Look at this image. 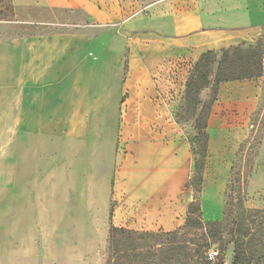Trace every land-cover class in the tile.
I'll return each mask as SVG.
<instances>
[{
  "label": "crops",
  "instance_id": "0c3cea01",
  "mask_svg": "<svg viewBox=\"0 0 264 264\" xmlns=\"http://www.w3.org/2000/svg\"><path fill=\"white\" fill-rule=\"evenodd\" d=\"M11 3L26 24L64 29L0 34V259L16 260L36 237L51 241L57 214L108 212L116 228L182 226L195 155L168 125L170 59L249 43L264 0ZM247 81L228 82L249 96L233 103L244 112L255 104ZM25 213L48 214V232L29 234Z\"/></svg>",
  "mask_w": 264,
  "mask_h": 264
},
{
  "label": "rangeland",
  "instance_id": "374dc122",
  "mask_svg": "<svg viewBox=\"0 0 264 264\" xmlns=\"http://www.w3.org/2000/svg\"><path fill=\"white\" fill-rule=\"evenodd\" d=\"M27 17V14H20L16 10L11 0H0L1 35L64 29L60 26L26 24L20 20ZM256 44H259L263 69L261 76L247 81L255 90L251 94L255 100L252 110L240 111L233 104L249 97L241 94L244 87H230L228 82L219 84L208 115V137L195 129L194 120L200 112V104L196 101L210 97L212 84H209V92L201 90L196 97L193 93H185L186 80L196 61L191 62L185 56L171 58L162 86L163 92L168 94V125L182 129L192 143L196 160L201 166L200 183L197 184L195 172L190 183L198 190L195 191V196L198 197L202 220H221L225 203L231 199L232 204L228 206V226L224 227L223 234L234 230L229 221L238 213V194L235 187L226 189L232 166H236L237 171L233 182L238 177L242 180L243 205L261 211L259 220L262 226L260 223V226H254L249 219L246 220L244 230L250 232L251 236L245 252L240 256L239 264H264V24L257 37L249 43H242L244 47ZM245 82L246 79L238 81L239 84ZM231 92L235 94L233 99L228 96ZM204 144L206 152L202 158L201 147ZM77 182L75 186L79 187V181ZM19 217L23 225H29V234L32 236L38 234V228L41 227H45L48 232V214L40 215L38 221L37 216L27 213ZM56 220L51 241L36 237L33 245L28 242L23 245L16 260L0 259V264H198L200 253L204 250V256L209 258L212 252H216L214 257L224 252L223 259L216 264H233L234 260L233 244L224 249L225 243H211V234H202L194 226L175 232L123 227H119L123 230L112 232L108 212L103 215L57 214ZM205 229L210 228L207 226ZM214 231L216 232L211 230L213 238L217 236ZM16 232L14 231V235ZM26 234L23 231L22 237Z\"/></svg>",
  "mask_w": 264,
  "mask_h": 264
},
{
  "label": "trees",
  "instance_id": "16d2710c",
  "mask_svg": "<svg viewBox=\"0 0 264 264\" xmlns=\"http://www.w3.org/2000/svg\"><path fill=\"white\" fill-rule=\"evenodd\" d=\"M262 69L263 66L261 61L259 44L247 47H244L242 44H238L221 49L219 51L209 50L201 53L199 58L194 63L186 80L185 93L186 95H191L193 93V95L196 97L198 96L201 90L209 92L210 83L212 84L213 90L212 92L210 90L211 94L208 99H204L202 101L197 99L196 101L200 104V112L194 120L195 129L200 134L203 133L204 136L208 137V115L210 107L215 101L219 84L230 81H239L259 77L261 76ZM205 152L206 144L201 147L202 158L205 157ZM194 155V172L197 173V184H199L201 181V166L198 165L195 151ZM235 169L236 166H232L231 176L226 187V189L229 190L232 187H235V189H237L238 194L236 200L238 213L237 215L233 216L232 221H229V224L234 226V230L229 234L227 232L226 235L223 234L225 231L224 227L228 226V206L232 204V200L230 199L229 202L227 201L225 203L221 220L204 222L201 218L198 197L195 196V191L198 192V190L195 189L194 186L190 183L194 193V197L193 201L188 206L185 223L172 232L184 231L187 229L188 226H194L196 229H199L202 234L210 233V237H212L213 239L211 243H225L226 246L224 249H226L228 245L233 244V251L235 254L233 264H239L240 256L245 252V247L248 244V238L251 236L250 232H245L244 230L245 226H247L246 220L249 219L250 223L254 226H260V224L262 226V222L259 220V214L261 212L260 210L247 208L243 205L242 199L244 188L242 180L240 181L239 177L237 176L238 179L235 180V183L233 182L234 176L237 175V171ZM207 226L208 228H210L209 230L205 229ZM116 230H123V228H116L114 226L111 227L112 232ZM211 230H216V232L214 231L215 235H217L216 237L213 238ZM204 253L205 250L201 251L198 264H216L217 262L223 259L224 252L217 254L213 258L204 256Z\"/></svg>",
  "mask_w": 264,
  "mask_h": 264
},
{
  "label": "built area",
  "instance_id": "2783aa9c",
  "mask_svg": "<svg viewBox=\"0 0 264 264\" xmlns=\"http://www.w3.org/2000/svg\"><path fill=\"white\" fill-rule=\"evenodd\" d=\"M215 254H216V252H212V253L210 254V257L213 258V257H214L213 255H215Z\"/></svg>",
  "mask_w": 264,
  "mask_h": 264
}]
</instances>
